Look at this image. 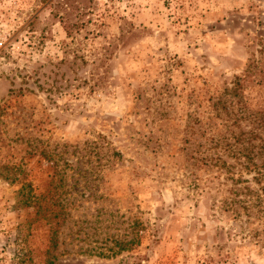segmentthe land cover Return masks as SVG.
<instances>
[{
    "label": "rangeland",
    "instance_id": "374dc122",
    "mask_svg": "<svg viewBox=\"0 0 264 264\" xmlns=\"http://www.w3.org/2000/svg\"><path fill=\"white\" fill-rule=\"evenodd\" d=\"M262 112L264 0H0V264H264Z\"/></svg>",
    "mask_w": 264,
    "mask_h": 264
},
{
    "label": "trees",
    "instance_id": "16d2710c",
    "mask_svg": "<svg viewBox=\"0 0 264 264\" xmlns=\"http://www.w3.org/2000/svg\"><path fill=\"white\" fill-rule=\"evenodd\" d=\"M240 85H241L240 80L237 77L234 83V87L231 90L232 94H234L237 97V103H238V110L235 113L236 119L234 120V122L239 121V119L252 117L253 115L255 116V113H252L248 110L247 101L240 94L241 92L239 90ZM220 101H221L222 106L228 111V113L229 112L231 113L232 111L229 109L228 101H222V100ZM229 103H234V102L231 101ZM259 118L261 122H264V112H262V115ZM244 135H246V132L242 131L239 134V136H235L236 142L247 141L249 144H234L231 140V138H233L234 136H230V137L223 136L220 139L216 140V144H212L211 147L212 148L217 147V149L218 148L223 149L224 153L231 154L235 156L237 159H239L238 162L241 163L242 165H248L252 163L255 169L259 171L260 176L264 178V171H261L259 168L261 165H264V162L260 165L254 161V159L257 156L259 155L264 156V144H252L251 138H249L248 136L244 137ZM207 158L210 160V163L215 162V164H220L221 166L227 167L228 169L230 168L231 164H228L224 160L222 153H220V151L218 150L213 155H207ZM242 158H244L243 161H242ZM247 190H249V188ZM262 190H264V187L262 188ZM32 203H36V197H33L31 193L25 194L23 196L22 204L30 205ZM53 235H55V233ZM54 237H55V244H56L57 235H55ZM18 260L20 264L22 263V261L25 262L26 264L28 263L33 264L31 261H28L27 258H24L21 255H19ZM46 264H52V261L49 260L47 261Z\"/></svg>",
    "mask_w": 264,
    "mask_h": 264
}]
</instances>
